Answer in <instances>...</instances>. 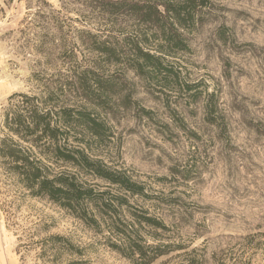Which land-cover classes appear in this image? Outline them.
<instances>
[{"label": "rangeland", "instance_id": "1", "mask_svg": "<svg viewBox=\"0 0 264 264\" xmlns=\"http://www.w3.org/2000/svg\"><path fill=\"white\" fill-rule=\"evenodd\" d=\"M106 1L0 0V119L15 92L42 94L45 85H62L61 99L70 105L80 103L71 83L83 70L111 79L104 82L114 89L85 105L107 127L88 153L145 185L150 196L130 201L160 222L141 229L151 243L159 250L169 243L203 248L212 264L214 253L264 233V0H211L196 9L198 21L180 29L186 48L163 55L173 71L154 79L90 48L106 39L127 51L128 38L140 26L150 28L127 7L114 12ZM94 74L91 91H97ZM179 253L151 264H180ZM68 261L133 264L105 235L28 195L0 170V264Z\"/></svg>", "mask_w": 264, "mask_h": 264}, {"label": "trees", "instance_id": "2", "mask_svg": "<svg viewBox=\"0 0 264 264\" xmlns=\"http://www.w3.org/2000/svg\"><path fill=\"white\" fill-rule=\"evenodd\" d=\"M210 1L107 0L113 11L127 7L139 23L150 28L140 26L134 37L128 38L131 41L127 51L118 42L106 39L94 41L90 48L109 61L123 62L147 79H154L162 71L172 72L173 65L163 55H169L168 49L186 48L180 29L198 21L196 9ZM91 72L95 73L83 70L77 81L71 83L76 94H80V103H64L67 99H61L60 94H65L66 88L62 85H45L42 94L15 92L9 96L0 119V170L28 195L50 200L105 235L107 245L133 264H151L156 257L175 250L182 252L178 255L182 258L180 264H207L201 254L203 248L188 251V246L169 243L168 250H159L160 245L151 243L141 229L143 225L160 226V222L147 209L135 207L130 201V197L150 196L145 185L125 170L113 168L88 153L92 141L103 140L107 127L85 105L95 96L101 100L103 91L114 89V83L104 82L111 79L102 80L94 74L97 91H91ZM162 80L161 86H167V76ZM195 87L187 85L188 90ZM129 100V94L121 98L124 106H128ZM51 240L64 241L69 252L81 253L79 249H70L71 242L63 236H53ZM212 264H264V233L249 234L234 246L214 253Z\"/></svg>", "mask_w": 264, "mask_h": 264}]
</instances>
